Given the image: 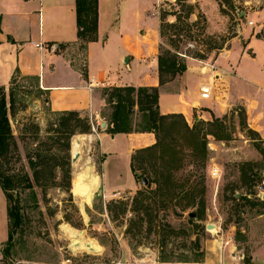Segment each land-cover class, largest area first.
Returning <instances> with one entry per match:
<instances>
[{
	"label": "rangeland",
	"instance_id": "374dc122",
	"mask_svg": "<svg viewBox=\"0 0 264 264\" xmlns=\"http://www.w3.org/2000/svg\"><path fill=\"white\" fill-rule=\"evenodd\" d=\"M149 2L150 15L158 14L160 28L164 24L163 34L159 29L160 36L155 43L157 61L160 54L169 56L170 53L185 63L187 70L190 67L195 78L191 84L193 90H201L204 78L211 82L214 73L222 79L216 82L212 99L198 105L199 112L194 116L207 123L221 121L223 127L205 125L203 132L212 130L224 139L207 137L204 168L190 157V150L184 149L188 156L184 168L176 173L179 184L190 179L187 188L204 182V220L190 218L189 214L196 209L182 211L183 203L177 199L164 200L160 195L148 194L156 186L147 178L149 184L145 186L141 178L135 179L129 171H124L120 178L112 176L109 165L115 163L111 160L106 161L108 165L103 169L104 181L116 183L122 192L105 194L100 175L104 157L99 153V140L93 129L89 134H77L71 139L70 176L60 167L55 168L56 164L63 163L64 152L56 145L58 135H49L47 131L58 116L47 107L33 80L17 79L10 87L15 94L16 114L9 116L17 150L4 160L3 169L6 174L21 178L27 174L32 187L27 188L23 183L12 197L10 204L15 206L18 198L24 221L14 234L9 247L11 257L5 264L22 261L59 264L72 249L90 252L79 257L88 264L140 259L182 264L199 262L202 257H198V252H203L206 243L217 236L214 229L207 230V223L216 225L219 235H225L226 240L231 238L238 250L250 252L247 235L241 232L263 209H254L244 198H253L251 192L258 193V186L264 180V139L256 127L261 121L258 111L264 109V89H257V85H264V72H258L243 56H255L249 44L264 30V0ZM242 13L245 14L240 16ZM79 53L82 61V52ZM241 65L247 69L245 74ZM104 90L98 92L99 97L104 96ZM208 106H213L216 113ZM108 114L105 107L102 116L106 128L98 126L99 132H108ZM189 121L190 127L196 124L193 118ZM76 139L82 141L81 158L73 163L72 144ZM108 143L111 144L110 140ZM37 149L48 158L39 179L34 178L30 166ZM127 155L125 151L118 159L122 169ZM147 169L152 175L151 167ZM214 169L219 172L215 179L211 176ZM244 170L248 176L259 175L255 183L250 181L254 186L242 179ZM136 181L138 188L130 190ZM77 184L84 185L78 194ZM138 192H146L150 197L147 204L151 209L134 211ZM2 216L0 212V245L1 241H7L9 233ZM87 244L95 253L86 248ZM3 247L8 248L0 246V251Z\"/></svg>",
	"mask_w": 264,
	"mask_h": 264
},
{
	"label": "crops",
	"instance_id": "0c3cea01",
	"mask_svg": "<svg viewBox=\"0 0 264 264\" xmlns=\"http://www.w3.org/2000/svg\"><path fill=\"white\" fill-rule=\"evenodd\" d=\"M149 4V0H98V41L82 50L77 37L76 0H0V87L9 90L14 76L33 80L51 112L73 111L83 118H92L99 153L104 157L100 173L103 191L108 195L122 191L116 188V183L104 181L106 161L115 163L108 168L113 170L112 176L120 178L124 171H129L135 177L131 168L133 154L152 146L156 139L152 133L111 135L106 130L99 132V125L106 128L102 110L107 107L105 97L98 96L101 89L159 87L160 112L182 114L189 123V118L198 122L199 118L194 116L199 112L198 105L208 101L200 98L201 90L192 89L195 78L190 67L180 78L159 86L155 43L160 36V18L157 13L150 15ZM53 46L57 48L51 49ZM249 47L255 56L244 55V59L254 64L258 72H264V40L253 38ZM79 52H82V61ZM242 70L245 74L244 65ZM203 80L201 85L209 83L207 78ZM261 88L264 89V85H257L258 90H263ZM208 108L216 113L213 106ZM258 112L261 121L256 127L264 139V109ZM125 151L128 157L123 170L118 159ZM137 188L136 181L130 190ZM0 204L2 221L9 230L8 202L1 185ZM216 231L214 240L206 243L202 259L184 264H264V209L241 232L247 235L250 249L247 254L238 250L231 238L226 240L225 235L220 236L218 229ZM6 242L1 241L0 246ZM2 260L0 251V264ZM111 264L182 263L140 259Z\"/></svg>",
	"mask_w": 264,
	"mask_h": 264
},
{
	"label": "trees",
	"instance_id": "16d2710c",
	"mask_svg": "<svg viewBox=\"0 0 264 264\" xmlns=\"http://www.w3.org/2000/svg\"><path fill=\"white\" fill-rule=\"evenodd\" d=\"M76 18H77V37L80 41V48L87 49V45L98 41V0H76ZM168 27H175L174 24H168ZM164 24L160 31L163 34ZM257 39L264 40V30L256 36ZM161 55L158 57L159 86L166 85L183 75L187 71L185 63H180L178 58ZM85 74V73H84ZM17 76L12 79V85L15 84ZM12 85L10 87H12ZM104 97L109 110L107 122L109 123L108 133L111 135L129 134L133 132L152 133L156 142L149 147L137 150L131 159V168L135 178H147L150 184L155 185V190L148 194L162 196L165 200L172 201L177 199L183 205L182 211L196 209L194 219L203 221L205 213V193L204 182H199L194 186H188L190 179L185 184H179L176 173L181 171L185 165V159L188 156L184 149L191 151L190 157L200 163L204 168L207 160V137L209 135L223 140L214 131L203 132V126L223 127L219 120L213 122L198 121L193 127L187 123L182 114L164 115L159 108V87H112L105 88ZM15 94L12 88L7 90L0 87V185L6 195L8 202V220L9 233L8 240L3 247L2 264L11 257L9 247L12 246L14 234L23 225V216L21 215V206L18 198L15 206H12V197L16 195V189L22 187L25 183L27 188L32 187L30 177L26 174L23 178L17 175H9L4 172L3 162L7 159L10 152L17 150L16 141L13 135L10 122V115L16 114ZM56 123L52 124L47 133L57 134L56 145L61 146L64 152L63 163L56 164L68 176H70V151L71 139L77 134H89L92 131V125L88 118H83L78 112H59ZM136 117L137 121L135 120ZM222 129V128H221ZM48 158L39 149L36 151L35 160L30 159V166L34 172V178L39 179L40 174L47 166ZM147 167H151L152 175ZM142 171L141 175L138 172ZM248 171H242V179L245 183H255L260 179L258 174L248 176ZM252 175V174H251ZM154 176V177H153ZM250 182V183H251ZM251 186H254L251 183ZM146 192H138L134 199V211L141 212L150 208L147 201L150 199ZM250 197L244 199L253 208H263L264 201L257 197V193L251 192ZM238 200H241L239 198ZM185 202V203H184ZM151 209V208H150ZM203 252H198V257H202Z\"/></svg>",
	"mask_w": 264,
	"mask_h": 264
},
{
	"label": "built area",
	"instance_id": "2783aa9c",
	"mask_svg": "<svg viewBox=\"0 0 264 264\" xmlns=\"http://www.w3.org/2000/svg\"><path fill=\"white\" fill-rule=\"evenodd\" d=\"M56 48H57V46L51 47V49H53V50L56 49ZM220 80H222L220 74H219V78H217L216 74H215V76H213L211 78V82L202 85L201 86V92H200V98L202 100H206V101L212 99L214 86H215L216 82L220 81ZM89 121H90V123L92 125L93 132L96 133L97 132L96 131V127L94 126V124L92 122V118H90ZM99 127H102V126L99 125ZM211 176L214 179L218 178L219 177L218 170L214 169L211 172ZM258 189H259V192L257 193V197L260 200H262V195L264 194V180L258 186ZM85 253H86V255H90V252H77L75 249H72L71 252L68 253L67 257L63 258V260L59 264H88V263L84 262L82 258H79L80 256L83 257V255H85ZM91 255H93V254H91ZM15 264H39V263H32V262H28V261H22V262H16ZM95 264H100V263H95Z\"/></svg>",
	"mask_w": 264,
	"mask_h": 264
},
{
	"label": "bare ground",
	"instance_id": "6f19581e",
	"mask_svg": "<svg viewBox=\"0 0 264 264\" xmlns=\"http://www.w3.org/2000/svg\"><path fill=\"white\" fill-rule=\"evenodd\" d=\"M92 138V136H90ZM81 148H82V141L80 139H76L75 142L72 144V153L73 155H79V159L81 158ZM78 159V160H79ZM77 160V161H78ZM76 161V162H77ZM75 162V163H76ZM83 186L81 184H77L76 185V192L77 194L83 190ZM213 232H216V226L214 227ZM83 233V232H81ZM75 247V246H74ZM86 248H88V250L95 252L94 248H92V246H90L89 244L86 245Z\"/></svg>",
	"mask_w": 264,
	"mask_h": 264
},
{
	"label": "water",
	"instance_id": "95a60500",
	"mask_svg": "<svg viewBox=\"0 0 264 264\" xmlns=\"http://www.w3.org/2000/svg\"><path fill=\"white\" fill-rule=\"evenodd\" d=\"M244 14H245V13H242V14H240V16H243ZM127 63H128V59L126 58V60H125V64H127ZM78 159H79V155H73L72 162L75 163ZM142 183H143L145 186H147V185L149 184V183H148V180H147L146 178H143V179H142ZM262 200L264 201V194L262 195ZM189 217L192 218V219H194V218L196 217L195 212L190 213V214H189ZM214 227H215L214 225H207V230L211 231V230L214 229ZM91 252H93V251H91Z\"/></svg>",
	"mask_w": 264,
	"mask_h": 264
}]
</instances>
